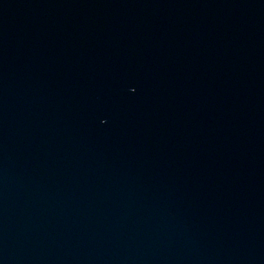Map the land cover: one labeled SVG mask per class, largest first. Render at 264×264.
Listing matches in <instances>:
<instances>
[{"label":"water","instance_id":"95a60500","mask_svg":"<svg viewBox=\"0 0 264 264\" xmlns=\"http://www.w3.org/2000/svg\"><path fill=\"white\" fill-rule=\"evenodd\" d=\"M0 264H264V0H0Z\"/></svg>","mask_w":264,"mask_h":264}]
</instances>
